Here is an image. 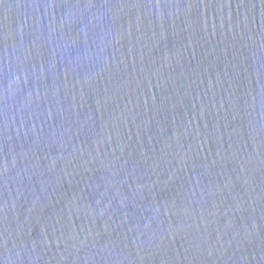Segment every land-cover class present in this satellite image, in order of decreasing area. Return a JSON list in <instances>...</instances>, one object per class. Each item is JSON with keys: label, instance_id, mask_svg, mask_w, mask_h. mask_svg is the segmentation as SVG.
Masks as SVG:
<instances>
[{"label": "water", "instance_id": "95a60500", "mask_svg": "<svg viewBox=\"0 0 264 264\" xmlns=\"http://www.w3.org/2000/svg\"><path fill=\"white\" fill-rule=\"evenodd\" d=\"M0 264H264V0H0Z\"/></svg>", "mask_w": 264, "mask_h": 264}]
</instances>
